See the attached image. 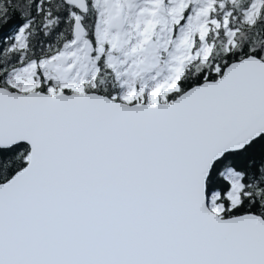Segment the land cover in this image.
<instances>
[{
    "label": "snow or ice",
    "instance_id": "obj_1",
    "mask_svg": "<svg viewBox=\"0 0 264 264\" xmlns=\"http://www.w3.org/2000/svg\"><path fill=\"white\" fill-rule=\"evenodd\" d=\"M0 264H264V0H0Z\"/></svg>",
    "mask_w": 264,
    "mask_h": 264
}]
</instances>
